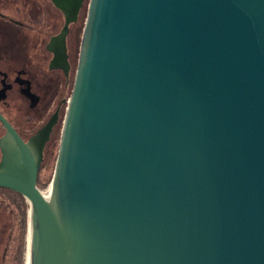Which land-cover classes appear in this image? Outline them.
<instances>
[{"label":"water","instance_id":"1","mask_svg":"<svg viewBox=\"0 0 264 264\" xmlns=\"http://www.w3.org/2000/svg\"><path fill=\"white\" fill-rule=\"evenodd\" d=\"M0 124L21 264H264V0H88L48 193Z\"/></svg>","mask_w":264,"mask_h":264},{"label":"flooded vegetation","instance_id":"2","mask_svg":"<svg viewBox=\"0 0 264 264\" xmlns=\"http://www.w3.org/2000/svg\"><path fill=\"white\" fill-rule=\"evenodd\" d=\"M85 1L77 16H66L49 0H0V111L8 114L13 109L15 125L3 117L28 144L45 138L44 131L52 122L43 143L40 170L60 139L86 18L81 16ZM4 136L5 130L0 141ZM1 155L0 148V161ZM9 197L18 200L14 203ZM26 203L18 193L0 188V264L4 263L16 209L21 208L27 226ZM23 235L22 230L21 246L16 248L20 258Z\"/></svg>","mask_w":264,"mask_h":264},{"label":"rangeland","instance_id":"3","mask_svg":"<svg viewBox=\"0 0 264 264\" xmlns=\"http://www.w3.org/2000/svg\"><path fill=\"white\" fill-rule=\"evenodd\" d=\"M87 4H88V0L85 1L84 10L82 11L81 16H86ZM80 37H81V34H80ZM13 103L14 102H12L11 104L13 105ZM11 107H13V106H11ZM0 112L12 125H15L13 123V119L11 118L13 116L12 114L14 113L12 108H9L7 110L8 114H6L2 111H0ZM60 128H61V126L59 127V131H60ZM3 134H4V129L0 125V137ZM58 139L59 138H57V140L55 141L54 146L52 148V155L48 159L47 163H45L42 166V168L39 172V175H38V181L37 182H38L40 188L42 189V191H44L45 193H48L50 191V184H51L53 171H54L55 156H56V151H57V147H58ZM9 200L15 203L18 199L14 198V197H9ZM22 220H23V222H22ZM25 220H26V216H25ZM22 230H23V234H24V217H23V213H22L21 208H19L18 210L16 209V211L14 212L13 227H12V231H11V234L9 237V243H8L7 248H6L5 255H4V261H3L4 263L3 264H21L22 258H20V255L16 251V248L21 246V243L19 242V234ZM23 242H24V235H23ZM21 251L23 254V248Z\"/></svg>","mask_w":264,"mask_h":264},{"label":"trees","instance_id":"4","mask_svg":"<svg viewBox=\"0 0 264 264\" xmlns=\"http://www.w3.org/2000/svg\"><path fill=\"white\" fill-rule=\"evenodd\" d=\"M1 125V124H0ZM1 127H2V125H1ZM3 128V127H2ZM4 129V128H3Z\"/></svg>","mask_w":264,"mask_h":264}]
</instances>
